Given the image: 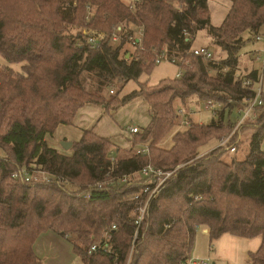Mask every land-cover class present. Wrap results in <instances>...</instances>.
I'll return each instance as SVG.
<instances>
[{"label": "trees", "instance_id": "obj_1", "mask_svg": "<svg viewBox=\"0 0 264 264\" xmlns=\"http://www.w3.org/2000/svg\"><path fill=\"white\" fill-rule=\"evenodd\" d=\"M207 1L138 0L131 9L122 0H0V149L6 151L0 154V264H42L33 245L46 231L73 237L72 250L81 264H186L200 226L207 227L210 242L224 233L260 237L247 264H264V124L251 131L242 158L221 159L229 147L237 149L239 130L247 121L225 145L218 142L201 154L208 141H220L236 125L237 111L234 122H224L232 101L245 103L255 95L242 81L257 82L259 70L240 72L238 59L243 34H257L264 25V0H231L216 26ZM120 24V42L112 44ZM140 26L141 48L130 51L127 35ZM83 28L102 32L105 39L98 46L89 44ZM199 30L225 57L215 58L208 47L209 59L185 54L192 41L184 42L183 33ZM154 49L177 61L181 75L169 78L175 84L145 90L138 82L118 99L128 81L150 74L156 65ZM222 69L228 70L221 77ZM89 72L97 79L93 89L84 84L83 73ZM110 83L117 92L106 100L101 91ZM192 96L225 105L208 124L189 116V125L181 126L175 102ZM137 97L147 104L150 120L131 133V147L116 157L113 174L135 173L148 163L172 171L148 200L139 227L138 207L149 195L145 178L93 187L105 179L113 148L109 138L85 130L72 142L70 154L45 141L58 125L72 124L82 106L96 104L108 112ZM263 105L264 94L255 115ZM228 123L233 126L217 137ZM168 139L171 143L162 145ZM143 145L148 152L138 153ZM20 167L61 177L74 191L56 182L14 178ZM103 242L106 252H89L92 244Z\"/></svg>", "mask_w": 264, "mask_h": 264}, {"label": "rangeland", "instance_id": "obj_2", "mask_svg": "<svg viewBox=\"0 0 264 264\" xmlns=\"http://www.w3.org/2000/svg\"><path fill=\"white\" fill-rule=\"evenodd\" d=\"M125 3H128L129 0H122ZM209 15H210V21L211 24L216 26L221 23L224 16L226 15L229 6L231 5V0H208L207 1ZM178 5H175V8H178ZM133 28V27H131ZM87 30L88 28H83L81 31ZM195 39L191 42V47L196 46H205L208 47L215 58H223L225 57V53L221 51L220 48L215 46L210 39L207 37L206 32L204 30H199L194 33ZM262 36L264 37V25H262L257 32V34H250L248 32H245L243 34L244 37V44L242 45L240 52H239V66H240V72L245 71L246 69H256L260 70L262 68V58H263V52H264V41H256L254 37ZM127 46V45H126ZM130 51L133 50L132 47L127 46ZM128 54V53H127ZM127 56V55H126ZM3 65V61L0 59V65ZM13 69H18V65H12ZM228 69H222L220 76L222 77L223 74ZM179 72V68L177 64L171 63L168 60H163L160 63L156 64L150 74L146 75L145 73L142 74L138 81H128L126 85L123 87V89L117 94V98L120 99L124 95L128 94L132 90L136 89L138 86V82H142L141 85L145 90H150L151 88L157 87L159 85L164 84H175L172 79L174 78L176 74ZM241 74V73H240ZM83 76L85 78V87L86 89H93L96 85V77L94 76V73H83ZM165 79V80H164ZM159 83V84H158ZM157 84V85H156ZM110 90L113 91L115 94L117 92V87L114 83H110L107 86H104L101 94L103 95V98L108 100L110 96H113V93H110ZM201 102H204L203 100H198L195 96L186 98L183 102H181L179 99L175 102V112L177 108L184 107L185 109H189L190 111V118L192 122L195 123H204L208 124L213 119L216 120L217 117L213 116L209 111H204L203 104ZM221 107H223L225 104L220 103ZM242 103L240 101H232V110H227L224 117V122L235 121L237 119V108L241 107ZM106 114L108 116L113 117V125L112 129L109 130V135L115 136V139L120 142V144H116L113 142V148L115 149L117 145L118 147L122 148V150L119 152L118 156L123 157L126 155V148H130L131 144L129 141L130 135L128 128L132 126L133 124H136L139 127H142L146 124L147 118H149V114L147 111V104L141 97L134 98L133 100L125 103L124 105L118 106L116 109L109 108V111L106 112L103 111V114ZM106 118V117H105ZM176 122L179 124L178 119H176ZM246 127L239 130V143L237 144V149L234 152H224L222 155V160H226L227 162H230L232 158H242L243 156H246V150L249 146V140L251 131H253L255 128H257L258 125L264 124V105L256 110V115L249 118L246 122ZM233 126L232 124H229L224 126V129L219 131L217 133V137L222 136L225 134L230 128ZM181 129H186L185 127L179 126ZM178 129V128H176ZM224 136V135H223ZM221 139V138H220ZM45 140H47L48 145L50 147L59 148V150L64 154H70L69 150L63 149V140H59L58 138L51 137V135H47L45 137ZM209 142V143H208ZM207 145H205L202 148L201 154H207V152H210L212 146L216 145L219 140H212L208 141ZM127 143V147L125 146ZM171 143V140L168 139L165 140L162 145L167 146ZM122 145V146H121ZM128 148V149H129ZM261 148L264 149V140L261 142ZM120 150V149H119ZM206 150V151H205ZM208 150V151H207ZM6 151L0 149V154L4 155ZM137 176V175H136ZM205 227L206 226H201ZM49 231L44 232L45 236L41 240H39V249L38 251L39 258L41 259L42 264H81L80 260L77 255L73 252V241L74 238L68 235L67 237H64L62 235H59L58 233L51 231V233H48ZM50 234V235H49ZM54 234V235H53ZM198 238L200 236V230L197 231L195 234ZM51 236V237H50ZM195 236V237H196ZM259 238V237H257ZM215 243L210 244L209 237L201 235V239L195 238L194 243V250L192 249V257H196L195 259H206L207 257L210 259V264H229L226 260H220L217 261L213 259V253H214V247ZM226 243L224 241H219L217 245V249L226 247ZM218 252V250H217ZM248 251L245 252V255H241V257L247 258ZM195 254V256H194ZM222 255V254H219ZM235 259H238L237 252L234 255ZM246 260H244V264ZM242 263V261H241Z\"/></svg>", "mask_w": 264, "mask_h": 264}, {"label": "built area", "instance_id": "obj_3", "mask_svg": "<svg viewBox=\"0 0 264 264\" xmlns=\"http://www.w3.org/2000/svg\"><path fill=\"white\" fill-rule=\"evenodd\" d=\"M138 0H129L128 3H125L127 6H129L131 9L134 5V3ZM124 26L122 24L117 25L113 33L111 35L110 42L112 44L119 43L121 39V34L123 33ZM131 32L127 35V44L128 46L135 48L141 46V40L143 37V26L140 27H133L130 28ZM83 36L86 38L87 43L92 44L94 46H98L100 42H102L105 39V34L102 32H97L94 30H84L82 31ZM195 34H192L188 31H185L183 33V39L184 42H190L195 39ZM256 41H264V37L256 35L255 37ZM141 48V47H140ZM155 54L154 63L158 64L163 60H168L171 63H176L177 61L175 59H169L165 51L154 49L153 50ZM185 54H192L194 56L201 57L203 59H209L211 58V52L208 48L203 46H196L191 47L185 52ZM129 56V54H127ZM181 72L179 71L176 76H180ZM257 82H252L250 79H244L242 81V87H251V89L255 92L254 97L246 101L245 103H242L241 107L237 108L238 113V120L236 125L233 127L232 131L222 137L219 141V146L225 145L228 140L231 138L233 133L239 128L240 124H242L244 121H247L249 118L254 116L255 108L262 104V94H264V52H263V58H262V68L259 70V76H258ZM110 93H113L112 90H110ZM203 109L204 111H209L213 116L217 115V112L219 111L221 104L219 102H215L214 100H207L203 103ZM190 110L185 109L184 107L177 108L176 111V119H178L181 126H188L190 123V119L188 117L190 116ZM129 134L136 133L138 131L137 126H130L128 128ZM230 152L235 151V147L231 146L228 148ZM138 153H145L148 152V146L143 145L140 146L137 150ZM109 158V166L105 173V179L104 181H97L94 183V188H101L103 184L105 185H114L115 183H127L130 180H137V179H146V187L144 188L145 192H149L148 198L146 201L141 205H139V216L136 221V226H140V223L147 211V203L148 200L151 198V196L160 190L163 187L164 182L171 176L172 171H164L161 170L154 165L148 163L144 166H142L137 172L135 173H129V174H116L114 176V167L116 165L117 159L115 156V149L110 150V154L108 156ZM137 175V176H136ZM12 176L14 178H20L21 180H24L26 182H56L58 184H62L63 187L68 188L69 183L67 180L51 175L47 173L46 171H43L39 168H35L33 170H28L26 167H20L18 170H16ZM74 191V190H71ZM85 197H89L88 194L85 195ZM137 196L135 197V199ZM137 236V234H136ZM107 250V244L105 242L103 243H94L90 246L89 252H96V251H103L106 252ZM197 264H209L208 260L203 259H196L194 261Z\"/></svg>", "mask_w": 264, "mask_h": 264}, {"label": "crops", "instance_id": "obj_4", "mask_svg": "<svg viewBox=\"0 0 264 264\" xmlns=\"http://www.w3.org/2000/svg\"><path fill=\"white\" fill-rule=\"evenodd\" d=\"M230 7V6H229ZM225 17V16H224ZM255 39V38H254ZM252 70V69H251ZM103 108L101 106H98L96 104H88L85 106H82L81 108H79L73 118L72 124H60L58 125L54 132L52 133L51 137L54 138H58L59 140H63L66 142H76L78 141L85 130H89L92 131L95 135L99 136V137H104V138H109L112 142H116L117 144H120V142L118 140L115 139V136L113 137V135H109V130L112 129V125H113V117L106 115L105 113L103 114ZM106 117V118H105ZM150 118H147V122L145 125H143L142 127L146 126L149 122ZM132 126H137L136 124H133ZM139 127V126H137ZM47 143V140H45ZM115 143V144H116ZM126 147H127V143H125ZM48 145V143H47ZM50 147V145H48ZM119 145H117L116 148L120 149L117 153V158H119L120 156H118L119 152L122 150V148L118 147ZM122 146V145H121ZM215 146V145H214ZM212 146V148L214 147ZM56 149L58 152L62 153L59 148H55V147H51ZM129 148V147H128ZM128 148H126L127 150H129ZM125 150V151H127ZM200 230V236L199 238L196 236V239H201V235H204L205 237L208 236V231L207 228L205 227H198L197 231ZM196 231V233H197ZM48 233H51V231H49ZM50 235V234H49ZM54 235V234H53ZM43 236H45V234H40L39 237L36 239V241L34 242L33 245V250L35 252V254L37 256H39L38 253H40L38 251L39 247V240H41L43 238ZM51 237V236H50ZM195 238H194V243H195ZM219 241H224V243H226V247L224 248H219L217 249V245L219 243ZM210 242V240H209ZM215 247H214V253H213V259L220 261V260H226L229 264H244V260L245 263L248 260V256L247 258H242L241 255H245V252L248 251L247 255H249L250 252H254L258 249V247L260 246L261 243V239L260 237H254V238H244V237H239V236H234L231 235L229 233H224L222 234L220 237H218L217 239H214L212 242H210V244L215 243ZM194 250V244H193V248ZM218 250V252H217ZM193 251H191L190 253V259L188 260V262L186 264H197L194 261L196 260L194 257L191 256ZM237 252L238 255V259L236 260L234 255ZM222 254V255H219ZM195 256V254H194ZM203 260H208L209 264H210V259L207 257L206 259ZM242 261V263H241ZM214 264V263H212ZM247 264V263H246Z\"/></svg>", "mask_w": 264, "mask_h": 264}, {"label": "water", "instance_id": "obj_5", "mask_svg": "<svg viewBox=\"0 0 264 264\" xmlns=\"http://www.w3.org/2000/svg\"><path fill=\"white\" fill-rule=\"evenodd\" d=\"M71 145H72V142H66V141H64L62 144L64 150H69Z\"/></svg>", "mask_w": 264, "mask_h": 264}]
</instances>
